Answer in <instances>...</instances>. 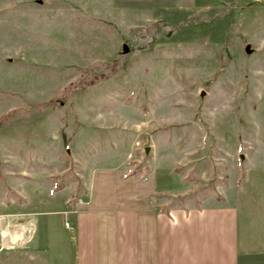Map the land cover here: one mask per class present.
Segmentation results:
<instances>
[{
	"label": "rangeland",
	"instance_id": "rangeland-1",
	"mask_svg": "<svg viewBox=\"0 0 264 264\" xmlns=\"http://www.w3.org/2000/svg\"><path fill=\"white\" fill-rule=\"evenodd\" d=\"M101 167L160 208L251 179L263 223L264 0H0V218L82 206ZM47 219L62 263L73 229ZM14 237L0 229V264H30Z\"/></svg>",
	"mask_w": 264,
	"mask_h": 264
},
{
	"label": "crops",
	"instance_id": "crops-1",
	"mask_svg": "<svg viewBox=\"0 0 264 264\" xmlns=\"http://www.w3.org/2000/svg\"><path fill=\"white\" fill-rule=\"evenodd\" d=\"M247 185L236 191L227 182L216 196L160 208L152 205L151 192L157 191L147 182L101 167L88 182L82 206L71 208L73 198H63L55 210L27 209L28 215L13 216L11 221L20 223L15 230H10L14 222L0 218V229L23 239L30 264H50L43 238L54 227L47 216L54 214L66 216L65 228L73 229L58 247L63 261L58 264H264V217L261 224L253 222L251 179ZM13 258L8 255L7 264Z\"/></svg>",
	"mask_w": 264,
	"mask_h": 264
},
{
	"label": "water",
	"instance_id": "water-1",
	"mask_svg": "<svg viewBox=\"0 0 264 264\" xmlns=\"http://www.w3.org/2000/svg\"><path fill=\"white\" fill-rule=\"evenodd\" d=\"M127 51H128L127 46H124V52H127ZM245 52H246L247 54H250V53L252 52V51L250 50V46H249V45H246V46H245ZM148 150H149L148 148L145 149L146 152H148Z\"/></svg>",
	"mask_w": 264,
	"mask_h": 264
},
{
	"label": "built area",
	"instance_id": "built-area-1",
	"mask_svg": "<svg viewBox=\"0 0 264 264\" xmlns=\"http://www.w3.org/2000/svg\"><path fill=\"white\" fill-rule=\"evenodd\" d=\"M67 226H69V225L67 224Z\"/></svg>",
	"mask_w": 264,
	"mask_h": 264
}]
</instances>
